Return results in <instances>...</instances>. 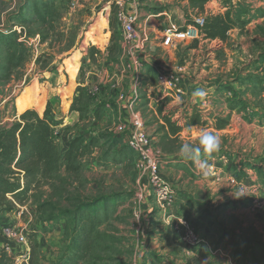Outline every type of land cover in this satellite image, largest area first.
I'll return each mask as SVG.
<instances>
[{
    "label": "rangeland",
    "instance_id": "1",
    "mask_svg": "<svg viewBox=\"0 0 264 264\" xmlns=\"http://www.w3.org/2000/svg\"><path fill=\"white\" fill-rule=\"evenodd\" d=\"M47 1L52 9L49 22L38 23L30 29L27 27L26 32L38 28L48 34L50 45H43L40 49L41 52H51L50 61L54 59L52 68L45 66L49 60L42 57L37 58V64L34 59L30 61L27 58L17 67L15 64L21 63V59L12 56L8 69L2 70L8 58L1 55L6 52L0 47V131L24 122L17 105L20 96L29 95V100L34 101L39 92L43 98L41 108L29 109L43 116L47 101L50 100L54 116L51 114L48 122L61 152H66L75 139L80 149L69 168L63 166L47 177L36 176L26 193L18 197L0 193V229L3 225L21 224L27 226L32 234L31 228L37 226L36 233L29 236L27 262L24 263L64 264L67 261L71 263L75 258L80 259L78 264H264V247L256 254L248 250L249 247L264 245V169L261 173H250L249 168L233 167V148L241 153L245 151L248 157L258 156L262 152L264 160V121H256V125L263 127L260 146L257 136L253 144L252 130L249 135L243 133L235 137L214 133L221 139L220 149L208 156L201 153V159L214 157L216 160L224 155L226 165L218 166V169L210 167L209 170L217 172V182L212 185L214 191L228 193L230 202L224 199L223 202L213 203V198L206 197L204 200L209 206L199 203V219L186 214L179 220L178 212L174 213L173 210L178 203L176 200L179 199L180 190L210 193L208 175L211 174H196L186 168L182 170L185 182H179L173 176L172 164L168 165L162 176L175 192V203L166 210L154 203L151 193H147L146 179L145 187L144 180L139 179L136 172L137 155L128 147L126 135L121 134L119 137L115 131L119 118L116 99L121 93L128 94L131 86L127 72L119 65L120 61L110 62L122 54V64L126 66L128 63L122 52L121 21L118 16L121 6L118 0ZM28 2L0 0V36L9 37L13 46L16 44L11 34L15 33L12 24L18 23L19 13ZM137 2L139 22L151 34L147 46L150 63L145 66L147 72L144 70L141 73L144 81L139 89L140 100L137 105L144 118L151 109L146 106L143 91L145 84H156L155 67H167L183 61L191 74L190 77L188 75L187 84H207L209 77L216 78L215 83L224 86L241 84L244 94L240 99H230L228 107L233 104L235 112L241 111L244 106L249 107V113L260 108L264 114V0ZM228 11L236 23L221 45L209 41H185L174 47L161 46L163 31L169 25L182 29L194 23L198 17ZM155 34H159V37L156 38ZM152 43L158 46L152 47ZM0 45L5 48L4 41ZM84 59L87 67L94 68V75L89 77L88 84L85 81L87 90L83 89L79 93L78 88L81 86L76 83L85 77V65H82ZM100 80H103L104 85L98 100L110 103V109L101 105L94 108L97 99L88 91L92 81L100 84ZM209 82L212 83L211 79ZM113 84L117 85L118 91L112 88ZM195 90V87L188 88L190 92ZM186 95L180 99V104L187 98ZM75 98L78 100L76 108L80 110H71ZM164 101L159 103L158 108ZM180 104L173 106L176 109L172 108L174 119L182 115L183 110L178 107ZM147 118H150V121L146 120L147 126L153 129L160 126L159 123H152L151 117ZM200 133L202 131L195 128L192 134L189 129H185L184 135L175 139L160 137L159 142L153 143L159 163L162 149L167 153L178 150L176 154L179 155L183 143L198 144L197 135ZM14 168L16 172L9 178H13L14 182L19 178L23 188L26 185L25 173L16 166ZM156 193L161 194V191L156 190ZM112 196L119 200H107ZM95 198L105 199L106 202L105 208L99 213L98 222L93 224L87 214L79 215L75 209ZM211 210L214 214L210 213ZM68 211L69 215L65 213ZM205 211L209 213L208 221H204ZM61 215L64 217L60 218ZM198 222L201 224L198 225ZM185 225L195 228L200 243L192 246L184 240ZM224 236L227 237L222 241ZM178 243L184 244L183 250L177 249ZM2 245L0 234V254L4 253ZM198 246H205L204 252H209L204 253L206 258L203 261L194 260ZM209 255L213 258H208ZM13 256L17 255L14 253ZM3 262L14 264L8 257Z\"/></svg>",
    "mask_w": 264,
    "mask_h": 264
},
{
    "label": "crops",
    "instance_id": "2",
    "mask_svg": "<svg viewBox=\"0 0 264 264\" xmlns=\"http://www.w3.org/2000/svg\"><path fill=\"white\" fill-rule=\"evenodd\" d=\"M28 4H30V6H31V2ZM37 24H38V22H35L33 24V27ZM12 25H13L12 26L13 31L17 33V40L19 42H21L22 44L24 43L23 45L29 51V60L31 61L34 59L35 60L34 62L37 64V58L38 57L45 58V59L49 60L48 62H45V64L47 63V65H45V66L48 67L49 69L52 68L54 65V59L52 61H50V58L52 57V54H50L51 52L50 53L44 52V51L41 52V49H40L43 45H46V44L50 45V39L49 38L44 39L43 34L38 30V28L37 29H31L32 33L26 32V28L28 27V29H30L31 25L27 26V25L22 24V23H14ZM163 34H164V31H163ZM155 37L158 38L159 34H155ZM156 46H158V44L152 43V47H156ZM161 46H163L162 43H161ZM64 52H66V51H64ZM120 55L122 57V54H120ZM120 55L118 58H115L114 60L111 59L110 62H118L117 60L120 61V59H121ZM84 63L82 62V65L83 66L85 65L84 66L85 67V77L82 80H80L78 83H76L77 85H80V86L85 84L86 80H87L86 83L88 84L89 77L91 78V76L94 75V72H93L94 68L87 67L85 59H84ZM111 64H113V63H111ZM80 65H81V63L79 60V69H80ZM215 67L216 66H213V68H215ZM213 68H211L210 72L213 71ZM121 73H122V71H121ZM188 75H189V77L191 76L190 73ZM127 77H128V79H130V81H131L130 84L132 86V72L130 70L127 73ZM210 79H211L212 83L209 82ZM216 81H217L216 78L209 77L207 79V84H198L196 86H195V84H187V82H186L185 88L187 90V93L190 92V91H188V88H191V87H195L196 89H204L207 92L208 96L206 99L208 101L205 100V98L201 99V98L197 97V99H196L193 96V92H190L188 96L186 95L187 98L185 100H183L181 102V104L179 103L180 106H178V107L181 110H183L182 115L179 117V119H174V117H171V115L169 113V111H171V109L173 108L174 105L177 107V104H175L174 102H169V100H165V101L163 100L164 103H162V105L160 107V111L158 110V107H156L154 105V102L146 103V106L148 108H150L151 110L149 109L150 114L148 113L147 116L144 118V128L147 131V133L149 134V136L151 135L153 137V138H151V136H150V138L152 140V145L154 142L155 143L157 141L159 142V138L162 136H166V137L175 139L179 135H184L185 129H189V131L192 134L194 129L196 128V130L200 129V131H202V132L207 131V132L217 133V134H221V135H227V136H231V137L239 136L243 133L249 135L250 131L252 130L253 136H254L253 140H252L253 144L255 145L256 136H257L258 137L257 143H259V146H260L262 144V142H261L262 141L261 140L262 139V130L264 129L260 125L259 126L256 125V121H258V122L264 121V114H262L260 108H257L258 110H256L257 115H252V113H249L247 110L249 107H247V109H245V110L242 109L241 111L238 110L237 112H235V110L233 108L228 107V103L230 101V98H235L236 96H238L240 98L242 97V95L244 94L243 85L232 83L229 85L227 84V86H224V84L215 83ZM92 83H93V81H92ZM155 85L156 84H150V83L145 84V91H143V92H145V99L146 100H147L146 96L149 93V90ZM116 86H117L116 84H113L112 88L114 90L118 91ZM131 86L129 87L128 93H130ZM82 87H84V86H82ZM101 103H103V99L98 100V101L95 100L94 105H96V106H94V108H98V106ZM116 103H118V109H119L118 110L119 118L117 121L120 122L122 118L123 119L125 118L126 101H121L117 98ZM144 105H145V102H144ZM103 107L105 109H107V107H108L107 103H106V106L104 104ZM111 107H112V105L110 104V107H108V109H110ZM176 107H174L173 109H176ZM253 113H255V112H253ZM147 117H151L152 123L153 122L159 123L160 126L156 129H153L152 126L151 127L147 126L146 120L150 119V118L148 119ZM197 136H199V134ZM156 149H157L158 153L161 152L160 148L158 149V147H157ZM177 152H178V150H174L170 153H167V151L165 149H162V152H161L162 155L160 158L161 163H162V167H161V163H160L161 174L163 173V170H166L165 168L171 164H172V168L174 169V173H173L174 175L173 176H174V178L178 179L179 182H182V181L185 182L184 178L182 177V170L184 171L186 168L191 170L193 173L199 174V172L196 170L193 162L191 160L183 159L182 157H180L179 155L176 154ZM233 155L235 156V158H233L235 160V162L233 163V167H235L237 169H240L241 167L249 168L250 173H252V172L261 173L262 170L264 169V160H262V158H263L262 152H260L258 156L253 155V156L248 157L247 154H245V151H244V153H241L240 150H235L233 148ZM223 160L225 161L224 155H222L220 159L215 160L214 157H212V158L209 157L206 160L207 164H208L207 175L209 173L211 174V176L208 175L209 176L208 177V183H209V185H211V187H209V189H211L210 193L206 194V193H202V192H198V191L186 192V191L180 190V193L178 195L179 199L176 200L178 203L176 204V207L173 210L174 213L178 212L177 215H178L179 220L184 218V216H187L186 214H189L190 216H193V217L200 216L199 208L201 205L199 203H205L206 207L209 206L208 203L204 200L206 197L213 198V203L219 202V201L223 202L224 199H226L227 203L230 202L228 193L220 192L221 194H219V192L214 191L215 188L212 185H214V182H217L216 181L217 172H213V171L209 170L210 167L218 169V166H221L224 164ZM224 165H226V163ZM260 167H262V169ZM254 179H255V177H254ZM193 181L195 183L198 182L197 180H193ZM221 181H222L221 185H223L224 184L223 179ZM144 184L145 183H143V185ZM196 201L198 203L193 204V202H196ZM215 205L217 207V204H215ZM200 211H202V210H200ZM210 213L214 214V211L211 210ZM204 215L206 216V219L204 221H208L209 213L207 211H205L203 213V216ZM197 219H199V218L197 217ZM197 224L199 225V224H201V222L200 223L198 222ZM199 228H201V227L199 226ZM226 237L227 236H224L222 238V241ZM178 244H179V246L177 247V249L179 251L183 250L184 244L183 245H181V243H178ZM200 247H202L203 250ZM204 247L205 246H198L196 248L198 253L196 255H194L195 261H196V259H197V261H203V259L206 258L204 256V253L208 254L209 252L208 251L204 252V249H206ZM209 248L210 247H208V249ZM211 257L213 258L212 255L208 256V258H211Z\"/></svg>",
    "mask_w": 264,
    "mask_h": 264
},
{
    "label": "built area",
    "instance_id": "3",
    "mask_svg": "<svg viewBox=\"0 0 264 264\" xmlns=\"http://www.w3.org/2000/svg\"><path fill=\"white\" fill-rule=\"evenodd\" d=\"M137 1L118 0V4L121 6L118 14L121 21V45L128 60L127 65L124 66L120 59L119 65L123 66L122 70L124 72L128 73L129 70L132 72V86L130 93L119 94L118 99L126 101V110L125 118H122L116 124L115 131L117 134L126 135V143L137 155L136 172L139 179H143L144 183L146 179L147 193H151L150 195H152L154 203L161 207L162 210H166L174 205L175 192L163 179L159 159L154 152L152 140L144 128L143 114L137 106L140 100L139 89L142 87L144 81L141 73L145 70L146 64L150 63L149 59H147L149 57L147 46L149 45L151 36L146 27H143L139 22ZM147 20L148 18L145 20V25ZM204 23L205 17H198L194 20V23L182 29L169 25L164 30L161 43L164 47H174L185 41H209L217 44V46L221 45L222 41L219 39L204 38L202 33ZM155 69H157L156 85L149 90L146 96L149 103L154 102L156 107L163 100H169V102H174L175 104L180 103V99L187 94L185 84L188 80L189 71L185 62H178L167 67H155ZM103 85V80H100V84H94L93 82L92 86H88L90 95L97 100L100 99ZM82 86L86 85L83 84ZM107 106L110 107V103H107ZM169 113L172 117L173 110L171 109ZM156 190H160L161 194L156 193ZM182 223L186 222L183 221ZM36 229L37 226L35 225L31 228V231L36 232ZM30 233L27 226L21 224L3 225L1 227L2 247L13 258L14 264L27 262L26 248L29 247L28 239ZM184 234V240L192 246L195 243L201 242L200 236L192 226L185 225ZM15 245H17L16 248ZM14 253L17 256H13Z\"/></svg>",
    "mask_w": 264,
    "mask_h": 264
},
{
    "label": "trees",
    "instance_id": "4",
    "mask_svg": "<svg viewBox=\"0 0 264 264\" xmlns=\"http://www.w3.org/2000/svg\"><path fill=\"white\" fill-rule=\"evenodd\" d=\"M30 2L31 6L28 4L21 9L18 23H22L27 26H33L35 22L41 24L48 23L50 15L52 14L51 6L47 4L48 1L29 0L28 3ZM234 23H236V20L229 11L224 14H210L209 16L205 17V23L202 26L203 36L206 39H219L222 42H225V40L228 38L229 31L234 27ZM30 32L32 33L31 30ZM40 32L43 34L44 39L48 38L47 33L42 32L41 30ZM11 34L14 35L16 44L14 46L11 44V39H9V37L6 38V36H4L2 38L0 36V42L4 41L5 48L2 45H0V47H2V50L6 52L1 53V55L3 57L5 56V58H8L4 64L8 66H3L2 70L8 69L12 56H16L21 59V63L15 64L17 67L21 66L22 63L26 62L25 60L29 58V51L22 43L17 40L16 32H11ZM83 89L87 90L85 87L81 86L78 88V92L80 93V91ZM29 90L30 89H28L26 92L28 93ZM230 99H240V97L236 96L235 98ZM41 101H43V98L39 96V92L37 99L34 101L29 100V95L20 96L18 98L17 105L19 112H22L20 117L24 120V122H18L14 124L12 128L3 129L0 131V193H3L4 195L10 193L14 197H18L23 192L26 193L34 182L33 180L36 179V176L47 177L51 175L53 171H56L63 166L69 168L72 161L75 160L79 155L80 145L79 142H77V139L70 143V146L68 149H66V152H61V147L57 143L53 134V129L48 122V117L51 114V116H54L53 103L50 100L47 101L43 116H40L35 111L29 109L31 107L40 109L42 106L40 104ZM76 102H78L77 98H75L71 110H80V108H76ZM148 102L149 101L146 100V103ZM234 102L235 100L233 103ZM103 103L106 106L104 101ZM103 103L100 105L104 106ZM230 106L232 107L233 104H230ZM157 107H159V104ZM242 109L247 108L244 106ZM158 110L160 111V108H158ZM252 115H257V113L252 112ZM117 135L119 137L122 136L121 134ZM134 154L136 153L134 152ZM14 166L23 170L25 173L24 179L26 180V185L23 188L19 178L17 179V182L12 181L13 178H9L16 172ZM107 200L114 202L118 201L119 199L112 196ZM105 202V199L95 198L92 201L84 202L83 204L77 206L75 212H77L79 215L87 214L89 221L95 224L98 222L97 220L100 217L99 213L105 208ZM65 213L69 215L70 211ZM65 213L64 215L66 216ZM63 217L64 216L62 215L60 216V218ZM35 233L36 232H32L30 235ZM243 244L244 242L241 243V246H243ZM262 247H264V245L261 244L259 247H249L248 250H251L253 254H256L257 251H259V249ZM3 250L4 253L0 254V264H5V262H3L5 257H8L11 261H13V258L8 255L4 248ZM79 260L80 259L74 258L71 263L67 261L64 264H78ZM23 264L25 263L23 262Z\"/></svg>",
    "mask_w": 264,
    "mask_h": 264
},
{
    "label": "clouds",
    "instance_id": "5",
    "mask_svg": "<svg viewBox=\"0 0 264 264\" xmlns=\"http://www.w3.org/2000/svg\"><path fill=\"white\" fill-rule=\"evenodd\" d=\"M207 92L204 89H197L193 92L194 97L205 98ZM221 139L211 132H202L198 136V144L183 143L179 149V156L185 160H191L198 172L207 174L208 164L201 159V153L208 156L220 149Z\"/></svg>",
    "mask_w": 264,
    "mask_h": 264
}]
</instances>
